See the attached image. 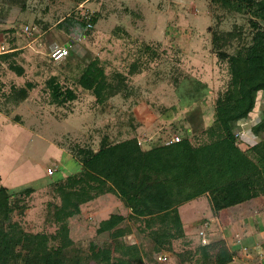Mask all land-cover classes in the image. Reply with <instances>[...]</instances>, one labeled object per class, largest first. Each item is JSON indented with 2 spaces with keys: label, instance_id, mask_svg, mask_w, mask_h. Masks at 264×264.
Here are the masks:
<instances>
[{
  "label": "rangeland",
  "instance_id": "1",
  "mask_svg": "<svg viewBox=\"0 0 264 264\" xmlns=\"http://www.w3.org/2000/svg\"><path fill=\"white\" fill-rule=\"evenodd\" d=\"M91 17H97L92 27ZM260 28L264 20L233 1L0 0V187L18 201L11 204L12 221L45 235L55 249L64 244L67 225L66 254H79L86 264H110L92 254L110 248L118 256L122 244L134 243L143 257L132 264H218L216 257L227 251L232 260L226 264H264V194L220 211L208 193L183 203L179 211L187 226L199 220L168 250L154 245L144 220L115 194L93 189L95 197L79 202L78 214H60V189L79 188L68 182L82 174V150L96 152L103 143L131 137L144 148L177 136L188 137L195 147L214 141L209 128L231 80L229 55L244 54ZM58 47L69 51L55 59ZM6 53L12 55L2 56ZM90 62L117 89L102 102L81 84ZM53 78L76 98L53 102ZM263 110L260 92L255 110L234 126L243 149L264 138V128L252 129ZM27 188H33L30 194ZM120 212L125 220L119 226L130 233L100 232V223ZM200 229L212 243L208 253L201 249Z\"/></svg>",
  "mask_w": 264,
  "mask_h": 264
},
{
  "label": "trees",
  "instance_id": "2",
  "mask_svg": "<svg viewBox=\"0 0 264 264\" xmlns=\"http://www.w3.org/2000/svg\"><path fill=\"white\" fill-rule=\"evenodd\" d=\"M222 1L225 5L233 1L239 9L248 8L264 20V0ZM66 21L71 20L66 18ZM96 22L97 17L88 21L90 27ZM78 23L88 25L84 20ZM245 50L244 54L229 55L231 80L227 90L217 99L215 123L209 128L212 136H216L214 141L195 147L185 137L144 148L136 137H131L111 144L103 143L96 152L82 150L84 157L80 163L83 170L79 171L82 174L68 182L71 186L79 185V188L66 191L65 186L60 189L63 194L60 214L66 218L78 214L79 202L95 197L90 193L93 189H98L100 194L114 193L136 218L144 220L154 245L168 250L174 239L187 234L179 211L183 203L208 193L214 207L220 211L264 194V138L243 149L234 132V126L249 117L255 110L258 94L264 92V28L256 32L253 43ZM12 68L22 72L18 65ZM81 84L86 89H93L100 96V102L117 90L107 81L104 70L93 62L81 76ZM50 88L53 102L63 104L76 98L74 91H64L56 78L51 81ZM19 93L22 98L28 96L25 89ZM262 128L264 117L252 129L258 133ZM32 190L27 188L26 193L30 194ZM8 193L7 187H0V264H86L79 254H66L70 242L67 225L62 226L64 244L55 249L48 246L45 235L28 232L18 222H13L11 204L18 201L11 200ZM124 220L125 216L112 214L100 223L99 230L122 237L130 233L128 228L119 226ZM157 222L159 226L153 228ZM211 244H201V249L208 253ZM242 246H248V243ZM120 247L118 256H112L110 248L98 250L92 256L110 264H132L134 258L142 260L143 251L139 244H122ZM216 258L218 264H226L232 260V254L227 251L225 256Z\"/></svg>",
  "mask_w": 264,
  "mask_h": 264
},
{
  "label": "built area",
  "instance_id": "3",
  "mask_svg": "<svg viewBox=\"0 0 264 264\" xmlns=\"http://www.w3.org/2000/svg\"><path fill=\"white\" fill-rule=\"evenodd\" d=\"M88 19H90V18H88ZM89 26H91V23L89 24ZM26 29H28V27H26ZM29 32V31H28ZM68 49H66V48H62V47H58V48H56L54 51H53V58H55V59H59V58H62V57H64L65 55H67L68 54ZM236 137L237 138H240V132H236ZM180 140V137L179 136H177L176 138H174V139H172L171 141H169L168 143H171V142H173V141H179ZM49 172H50V174L52 173V169H49ZM209 223L208 222H205V225H208ZM200 236H202V238H201V242H202V245H204V246H207V245H209V243H210V241L208 240V238H207V235H206V232H205V230H200Z\"/></svg>",
  "mask_w": 264,
  "mask_h": 264
},
{
  "label": "crops",
  "instance_id": "4",
  "mask_svg": "<svg viewBox=\"0 0 264 264\" xmlns=\"http://www.w3.org/2000/svg\"><path fill=\"white\" fill-rule=\"evenodd\" d=\"M205 194V193H204ZM108 195H114V193L112 194V193H110V194H108ZM114 196H116L117 198H118V200L120 201V203L125 207V205H124V203H123V201L121 200V198L119 197V196H117L116 194L114 195ZM201 196V195H200ZM203 196V195H202ZM197 199H201V198H198V196L197 197H195L194 199H191V200H189V202L187 201V202H185L186 204H183V205H186L187 206V204H189V203H191V201H193L194 203H195V201L197 200ZM198 202V201H197ZM242 204H244V203H240L239 205H242ZM117 208L118 209H120L119 208V206H117ZM112 210V209H111ZM131 210V209H130ZM180 210V209H179ZM112 213H113V210H112ZM114 214H116V213H114ZM119 214H121V215H125V214H123L122 212H120ZM180 214H181V218H182V221H183V223H184V226H185V229H186V232H187V234H188V230L190 229V226H192L191 224H193L194 222H196V221H198L199 219H197V220H191L190 222H189V224L190 225H188L187 226V224L185 223V219H184V216H183V213H182V211H180ZM206 221V220H205ZM209 221V220H208ZM201 230V229H200ZM207 234H208V232H207ZM245 245V244H244Z\"/></svg>",
  "mask_w": 264,
  "mask_h": 264
}]
</instances>
